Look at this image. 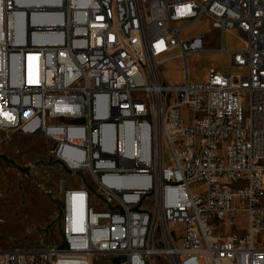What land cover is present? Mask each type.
<instances>
[{
  "label": "built area",
  "instance_id": "obj_1",
  "mask_svg": "<svg viewBox=\"0 0 264 264\" xmlns=\"http://www.w3.org/2000/svg\"><path fill=\"white\" fill-rule=\"evenodd\" d=\"M203 17L235 70L192 82ZM0 130L62 169L60 242L0 264H264V0H0Z\"/></svg>",
  "mask_w": 264,
  "mask_h": 264
},
{
  "label": "rangeland",
  "instance_id": "obj_2",
  "mask_svg": "<svg viewBox=\"0 0 264 264\" xmlns=\"http://www.w3.org/2000/svg\"><path fill=\"white\" fill-rule=\"evenodd\" d=\"M198 33L205 36V52L191 53L186 57L188 79L201 82L210 67L221 73L233 69L226 53L215 51L219 33L211 27L209 19L203 17L194 25L181 32L189 39ZM225 45L237 42L234 35H224ZM182 60L166 61L161 69L169 83L182 81ZM51 141L45 136H28L16 132L5 133L0 130V250L45 247L60 242L61 192L58 180L61 177L60 165L51 160L48 148ZM170 153L163 148V159L167 161ZM180 224L170 223L168 229L175 235ZM235 231L234 227L216 228V234L225 235ZM155 264H168L158 258ZM93 264H106L98 257Z\"/></svg>",
  "mask_w": 264,
  "mask_h": 264
},
{
  "label": "crops",
  "instance_id": "obj_3",
  "mask_svg": "<svg viewBox=\"0 0 264 264\" xmlns=\"http://www.w3.org/2000/svg\"><path fill=\"white\" fill-rule=\"evenodd\" d=\"M225 33L228 34V35H232V36L236 35L239 38V40L237 42H230L229 45H228V47H227L228 49H237V48L242 47V45H243L242 39H241L240 36L237 35V33L235 31H233V30H227ZM198 34H200V33H198ZM228 59H229V57H228Z\"/></svg>",
  "mask_w": 264,
  "mask_h": 264
},
{
  "label": "bare ground",
  "instance_id": "obj_4",
  "mask_svg": "<svg viewBox=\"0 0 264 264\" xmlns=\"http://www.w3.org/2000/svg\"><path fill=\"white\" fill-rule=\"evenodd\" d=\"M48 1H50V0H26V2H29V4L33 5V6L43 5V4L47 3ZM0 202H1V200H0Z\"/></svg>",
  "mask_w": 264,
  "mask_h": 264
},
{
  "label": "water",
  "instance_id": "obj_5",
  "mask_svg": "<svg viewBox=\"0 0 264 264\" xmlns=\"http://www.w3.org/2000/svg\"><path fill=\"white\" fill-rule=\"evenodd\" d=\"M114 264H118L117 262H115Z\"/></svg>",
  "mask_w": 264,
  "mask_h": 264
}]
</instances>
